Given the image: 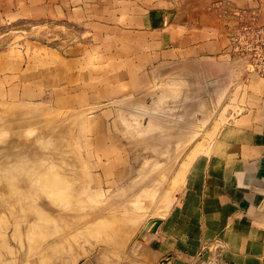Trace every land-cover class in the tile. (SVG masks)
Returning a JSON list of instances; mask_svg holds the SVG:
<instances>
[{"label": "rangeland", "instance_id": "1", "mask_svg": "<svg viewBox=\"0 0 264 264\" xmlns=\"http://www.w3.org/2000/svg\"><path fill=\"white\" fill-rule=\"evenodd\" d=\"M58 5L0 0V264H138L173 215L189 221L221 130L253 112L264 126V79L183 96L124 72L107 30Z\"/></svg>", "mask_w": 264, "mask_h": 264}, {"label": "crops", "instance_id": "2", "mask_svg": "<svg viewBox=\"0 0 264 264\" xmlns=\"http://www.w3.org/2000/svg\"><path fill=\"white\" fill-rule=\"evenodd\" d=\"M57 1L59 13L89 18L107 30L109 49L129 67L124 72L154 79L165 89L179 88L184 96L199 81L222 90L243 77L228 55L227 36L245 0ZM243 117L246 125L221 130L201 191L188 193L189 221L182 224L173 215L171 226L165 222L140 247L138 264H161L169 255L165 264H205L199 256L210 241L225 246L216 264H264V126L255 125L256 112ZM193 204L201 206L202 227L196 226Z\"/></svg>", "mask_w": 264, "mask_h": 264}, {"label": "built area", "instance_id": "3", "mask_svg": "<svg viewBox=\"0 0 264 264\" xmlns=\"http://www.w3.org/2000/svg\"><path fill=\"white\" fill-rule=\"evenodd\" d=\"M228 30V55L242 76L264 79V0H245Z\"/></svg>", "mask_w": 264, "mask_h": 264}, {"label": "water", "instance_id": "4", "mask_svg": "<svg viewBox=\"0 0 264 264\" xmlns=\"http://www.w3.org/2000/svg\"><path fill=\"white\" fill-rule=\"evenodd\" d=\"M149 225H150V224H149ZM153 227H155V225H154ZM170 258H171V255H169L168 257H166V258L161 262V264H165ZM205 259H207V258L205 257Z\"/></svg>", "mask_w": 264, "mask_h": 264}, {"label": "bare ground", "instance_id": "5", "mask_svg": "<svg viewBox=\"0 0 264 264\" xmlns=\"http://www.w3.org/2000/svg\"><path fill=\"white\" fill-rule=\"evenodd\" d=\"M4 154H5V153L0 152V156L4 157V156H5ZM27 162H28V159L25 160V165L27 164ZM28 164H29V163H28Z\"/></svg>", "mask_w": 264, "mask_h": 264}]
</instances>
